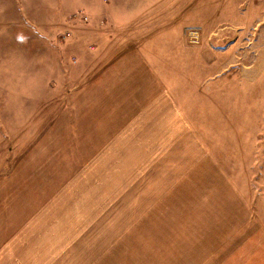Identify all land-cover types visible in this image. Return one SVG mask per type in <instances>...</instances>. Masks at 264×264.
<instances>
[{"label":"rangeland","instance_id":"1","mask_svg":"<svg viewBox=\"0 0 264 264\" xmlns=\"http://www.w3.org/2000/svg\"><path fill=\"white\" fill-rule=\"evenodd\" d=\"M256 228L264 0H0V264H197Z\"/></svg>","mask_w":264,"mask_h":264},{"label":"crops","instance_id":"2","mask_svg":"<svg viewBox=\"0 0 264 264\" xmlns=\"http://www.w3.org/2000/svg\"><path fill=\"white\" fill-rule=\"evenodd\" d=\"M205 243L197 264H264V228H256L233 244Z\"/></svg>","mask_w":264,"mask_h":264}]
</instances>
